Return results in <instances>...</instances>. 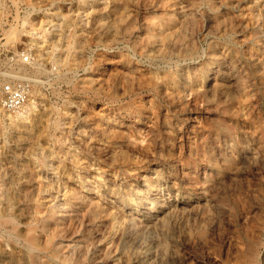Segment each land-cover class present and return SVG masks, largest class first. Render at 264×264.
<instances>
[{"label": "rangeland", "instance_id": "rangeland-1", "mask_svg": "<svg viewBox=\"0 0 264 264\" xmlns=\"http://www.w3.org/2000/svg\"><path fill=\"white\" fill-rule=\"evenodd\" d=\"M233 1L237 6H230ZM229 6L234 23L224 19ZM192 14L196 19L187 26L183 16ZM130 21L126 39L114 42ZM148 43L152 52L145 56L142 46ZM22 49L33 54L30 72L39 81V101L28 121L18 122L16 114L9 119L0 110V218L17 220L16 233L24 238L31 225L34 235L46 236L37 219L44 216L52 226L47 213L62 208L67 185L84 182L91 192L107 194L117 223L106 229L102 219L92 217L63 238L68 247L53 257L54 251L16 244L4 232L16 224L7 221L0 227V264H264V0H0V60ZM133 76L143 80L142 91L127 84ZM150 78L166 80L170 93L150 91ZM96 79L103 81L97 85ZM131 110L143 114V125L129 117ZM106 126L121 135L109 142ZM142 126L148 142L143 147L127 137ZM189 199L201 204L193 208ZM169 201L177 206L173 215L163 208ZM118 234L121 239L112 246ZM77 246L84 251L76 254Z\"/></svg>", "mask_w": 264, "mask_h": 264}, {"label": "bare ground", "instance_id": "bare-ground-1", "mask_svg": "<svg viewBox=\"0 0 264 264\" xmlns=\"http://www.w3.org/2000/svg\"><path fill=\"white\" fill-rule=\"evenodd\" d=\"M166 1V0H165ZM192 1V0H191ZM194 1V0H193ZM199 1V0H198ZM224 1V0H223ZM135 2H136V0H135ZM141 2V1H140ZM152 2V1H151ZM156 2V1H155ZM183 2H184V0H183ZM153 3V2H152ZM171 3L173 4L174 3V1L172 2L171 1ZM197 3V2H196ZM220 3H221V1H220ZM237 3V2H236ZM133 4V3H132ZM138 5H139V3H137ZM165 4V3H164ZM206 4V3H205ZM240 4V3H239ZM121 5V4H120ZM135 5V4H134ZM142 5V4H141ZM153 5V4H152ZM159 5V4H158ZM166 5H168L167 3H166ZM184 5V4H183ZM220 5V4H219ZM237 6V4H235V1H233V3L232 4H230V6ZM125 6V5H124ZM175 6V5H174ZM179 6H181V5H179ZM196 6V5H195ZM197 6H198V4H197ZM230 6L228 7V8H225V12H224V19L225 20H227V21H229L230 23H234L235 22V19H236V15L233 13V12H231L230 11ZM112 7H113V5H112ZM117 7V6H116ZM122 7H123V5H122ZM136 7V6H135ZM139 7V6H138ZM154 7V6H153ZM186 7V6H185ZM191 7V6H190ZM218 7V6H217ZM221 7V6H220ZM224 7V6H223ZM124 8V7H123ZM157 8H158V6H157ZM164 8H165V5H164ZM168 8V7H167ZM176 8V7H175ZM192 8H194V7H192ZM242 8V7H241ZM240 8V9H241ZM117 9V8H116ZM133 9H134V7H133ZM161 9V8H160ZM170 9V8H169ZM182 9H185V8H181V10ZM195 9V8H194ZM215 9H216V7H215ZM237 10H238V7L236 8ZM113 10V9H112ZM134 10H136V9H134ZM149 10V9H148ZM152 10V9H151ZM159 10V9H158ZM163 10V9H162ZM174 10V9H173ZM180 10V9H179ZM186 10V9H185ZM184 10V11H185ZM188 10V9H187ZM190 10H191V8H190ZM198 10V9H197ZM196 10V11H197ZM177 11V10H176ZM117 12H118V10H117ZM138 12H139V14H140V11L138 10ZM167 12H168V10H167ZM174 12V11H173ZM207 12V11H206ZM206 12L204 11V13H205V15H206ZM152 13V12H151ZM165 13V12H164ZM172 13V12H171ZM213 13V12H212ZM212 13H210V14H212ZM237 13V12H236ZM240 13V12H239ZM238 13V14H239ZM132 14V13H131ZM134 14V13H133ZM138 14V13H137ZM142 14V13H141ZM167 14V13H166ZM181 14V13H180ZM154 15V14H153ZM158 15V14H157ZM162 15V14H161ZM168 15V14H167ZM217 15V14H216ZM115 16V15H114ZM142 16V15H141ZM140 16V17H141ZM145 16H148V14L146 15L145 14ZM176 16V15H175ZM194 16H196V15H194ZM193 16V14H192V16H191V18L189 17V16H183L184 17V23H187V26H188V22L189 21H191V19H192V21H195V17ZM210 16V15H209ZM126 17V16H125ZM139 17V18H140ZM166 17V16H165ZM171 17V16H170ZM181 17V19H182V16H180ZM124 18V17H123ZM127 18V17H126ZM157 18H158V16H157ZM162 18V17H161ZM200 18H202V16L200 17ZM211 18V17H210ZM128 19H129V17H128ZM134 19V18H133ZM159 19V18H158ZM166 19V18H165ZM170 19V18H169ZM175 19V18H174ZM181 19H179V22H180V20ZM213 19V18H212ZM122 20V19H121ZM120 20V21H121ZM137 20V19H136ZM141 20V19H140ZM167 20V19H166ZM200 20V19H199ZM239 20V19H238ZM119 21V20H118ZM123 21V20H122ZM125 21V20H124ZM144 21V20H143ZM143 21H140V22H143ZM150 21V20H149ZM146 23H147V21H145ZM151 22V21H150ZM183 22V21H182ZM182 22L180 23V24H182ZM196 22H197V20H196ZM243 22V21H242ZM133 23H134V21H130L124 28L125 29H123V35L121 36H116L114 39L112 38V37H110V39L112 38V40L114 41V42H118V41H121V40H123L124 41V38L126 39V35H124L126 32H127V30L129 29H132L133 28ZM135 23H136V21H135ZM144 23V22H143ZM152 23V22H151ZM157 23V22H156ZM212 23V22H211ZM219 23H221V21L219 22ZM237 23V22H236ZM137 24H138V22H137ZM158 24V23H157ZM173 24V23H172ZM210 24V23H209ZM151 25V24H150ZM154 25H156L155 23H154ZM241 25V24H240ZM245 25V24H244ZM101 26H102V24H101ZM100 26V27H101ZM115 26V25H114ZM148 26V25H147ZM177 26V25H176ZM183 26V25H182ZM186 26V27H187ZM200 26V25H199ZM214 26H215V24H214ZM99 27V28H100ZM120 27V26H119ZM157 27V26H156ZM184 27V26H183ZM219 27V26H218ZM217 27V28H218ZM135 28V27H134ZM147 28H149V26L147 27ZM152 28V27H151ZM151 28H149V29H151ZM162 28V27H161ZM179 28V27H178ZM181 28V27H180ZM200 28V27H199ZM244 28V27H243ZM142 29L144 30V28L142 27ZM141 29V30H142ZM160 29V28H159ZM169 29V28H168ZM182 29V28H181ZM216 29V28H215ZM221 29V28H220ZM219 29V30H220ZM224 29H226V28H224ZM245 29H246V25H245ZM147 30V29H146ZM157 30V29H156ZM162 30V29H161ZM183 30V29H182ZM196 30V29H195ZM240 30V29H239ZM242 30V29H241ZM113 31H114V29H113ZM113 31H111V33L113 32ZM191 31V30H190ZM216 31V30H215ZM221 31H222V29H221ZM118 32V31H117ZM141 32V31H140ZM145 32V31H144ZM153 32V31H152ZM183 32V31H182ZM185 32V31H184ZM187 32H189V31H187ZM229 32V31H228ZM115 33H116V31H115ZM119 33V32H118ZM148 33V32H147ZM146 33V34H147ZM154 33V32H153ZM157 33V32H156ZM168 33H171V31L169 32L168 31ZM167 33V34H168ZM173 33H175V32H173ZM219 33H221V32H219ZM239 33V32H238ZM242 33H243V31H242ZM121 34V33H120ZM155 34V33H154ZM226 34V33H225ZM137 35V34H136ZM152 35V33L150 34V36ZM194 35V34H193ZM245 35V34H244ZM111 36V35H110ZM113 36V35H112ZM135 36V35H134ZM139 36V35H138ZM144 36V35H143ZM142 36V37H143ZM149 36V35H148ZM130 37H132V36H130ZM141 37V36H140ZM139 37V38H140ZM194 37V36H193ZM227 37V36H226ZM243 37V36H242ZM241 37V38H242ZM108 38V37H107ZM138 38V37H137ZM150 38H152V36L150 37ZM224 38V37H223ZM258 38H259V36H258ZM146 39V38H145ZM145 39H142V40H145ZM185 39V38H184ZM238 39V38H237ZM247 39V38H246ZM256 39V38H255ZM129 40V39H128ZM133 40H134V38H133ZM155 40V39H154ZM169 40V39H168ZM171 40V39H170ZM245 40V39H244ZM141 41V40H140ZM147 41V40H146ZM145 41V42H146ZM239 41V40H238ZM126 42V41H125ZM165 42V41H164ZM113 43V42H112ZM128 43V42H127ZM129 43H131V42H129ZM166 44H167V42H165ZM234 43V42H233ZM245 43V42H244ZM116 44V43H115ZM123 44V43H122ZM232 44V43H231ZM236 44V43H235ZM136 45V44H135ZM141 45V44H140ZM143 45V44H142ZM162 45V44H161ZM160 45V46H161ZM233 45V44H232ZM242 45V44H241ZM112 46H114V45H112ZM131 46V45H130ZM172 46V45H171ZM187 46H189L188 44H187ZM187 46H185V47H187ZM132 47V46H131ZM143 47V55H145V56H148L149 55V53H151L152 52V47H153V44H147V45H145V46H142ZM189 48V47H188ZM136 49V48H135ZM223 49V48H222ZM188 50V49H187ZM140 51V50H139ZM205 52V51H204ZM193 53H195L196 54V51L195 52H193ZM239 53V52H238ZM131 54V53H130ZM168 54V53H167ZM190 54V53H189ZM202 54V53H201ZM205 54V53H204ZM221 54V53H220ZM219 54V55H220ZM136 55V54H135ZM143 55H142V57H143ZM224 55V54H223ZM222 55V56H223ZM174 56V55H173ZM179 56V55H178ZM213 56V55H212ZM246 56V55H245ZM165 57V56H164ZM218 57V56H217ZM217 57H214L215 58V60H216V58ZM247 57V56H246ZM163 58V57H162ZM161 58V59H162ZM222 58V57H221ZM151 59H153L152 57H151ZM150 59V60H151ZM158 59V58H157ZM211 59H212V57H211ZM210 59V60H211ZM245 59V58H244ZM247 59V58H246ZM164 60V59H163ZM259 60V59H258ZM208 61H209V59H208ZM146 62V61H145ZM187 62V61H186ZM244 63V62H243ZM239 64V63H238ZM203 65V64H202ZM216 65V64H215ZM196 66V65H195ZM263 66V65H262ZM199 67V66H198ZM241 67V66H240ZM137 68V67H136ZM143 68V67H142ZM147 68V67H146ZM228 68H229V66H228ZM125 69V68H124ZM131 69V68H130ZM134 69V68H133ZM149 69V68H148ZM222 69V68H221ZM241 69V68H240ZM36 70H38V69H36L35 67H34V71L33 72H35ZM122 70V69H121ZM141 70V69H140ZM180 70V69H179ZM225 70V69H224ZM246 70V69H245ZM130 71V70H129ZM145 71H147V70H143V77L146 75L145 74ZM218 71V70H217ZM216 71V72H217ZM243 71V70H242ZM120 72H122V71H120ZM150 72V71H149ZM152 73V72H151ZM218 73V72H217ZM247 73V72H246ZM132 74V73H131ZM142 74V73H141ZM177 74V73H176ZM133 75V74H132ZM156 75V74H155ZM160 75V74H159ZM198 76H200V75H198ZM227 76V75H226ZM120 77H122V76H120ZM138 77H139V75H138ZM154 77V76H153ZM170 77H171V75H170ZM175 77V76H174ZM173 77V78H174ZM179 77V76H178ZM186 77V76H185ZM217 77V76H216ZM221 77H223V76H221ZM242 77H244V76H242ZM147 78V77H146ZM161 78H162V76H161ZM160 78V79H161ZM177 78V77H176ZM226 78H228V77H226ZM231 78V77H230ZM125 79V78H124ZM128 79H130V80H127V84L130 86V88H131V90L132 91H136V90H138L139 92L140 91H142L143 90V80L142 79H139V78H135L134 76L133 77H131V78H128ZM163 80H164V78H162ZM183 79V78H182ZM89 80V79H88ZM93 81H95L96 83H97V85H100L101 83H102V79H96V80H93ZM149 81V80H148ZM157 81H159V79L157 80ZM162 81V80H161ZM217 81V80H216ZM227 81V80H226ZM225 81V82H226ZM35 82H36V84L39 82L38 80H36L35 79ZM90 82V81H89ZM115 82H116V79H115ZM125 83H126V81H124ZM165 82H166V80L164 81V83L163 82H161V83H158V82H155L152 78H150V82H149V84L147 85V87H149L148 89L150 90V91H155L159 96H162V95H167V93H170V92H168L167 91V89L165 88ZM190 83V80H189V77H186V78H184L183 79V85L184 86H186L187 87V85ZM124 84V83H123ZM126 84V85H127ZM176 84V83H175ZM229 84H231V83H229ZM234 84V83H233ZM237 84V83H236ZM242 84V83H241ZM90 85V84H89ZM145 85V84H144ZM198 85V84H197ZM239 85V84H238ZM102 86V85H101ZM125 86V85H124ZM123 86V87H124ZM128 86V87H129ZM170 86V85H169ZM227 86H229V85H227ZM127 87V88H128ZM214 87V86H213ZM223 87V86H222ZM226 87V86H225ZM125 88V87H124ZM176 88V87H175ZM181 88H183V87H181ZM221 88V87H220ZM233 88V87H232ZM235 88V87H234ZM236 88H238V87H236ZM242 88V87H241ZM147 89V88H146ZM170 89V88H169ZM200 89V88H199ZM212 89V88H211ZM217 89V88H216ZM178 90V89H177ZM191 90H192V88H191ZM207 90H210V89H207ZM145 91V90H144ZM180 91V90H179ZM194 91V90H193ZM202 91V90H201ZM219 91V90H218ZM146 92V91H145ZM199 92V91H198ZM206 92H208V91H206ZM183 93V92H182ZM202 93V92H201ZM181 94V93H180ZM208 94V93H207ZM206 94V95H207ZM211 94V93H210ZM218 94V93H217ZM129 95V94H128ZM188 95H190V93L188 94ZM192 95V94H191ZM202 95V94H201ZM221 95V94H220ZM211 96V95H210ZM219 96V95H218ZM39 97V94H38V91H37V89H36V87H35V89H34V92H33V95H32V97H31V99H30V101H29V103L22 109V110H20L19 112H17L16 113V120L19 122V121H28V119H29V116H30V114L33 112L34 113V111H35V109H37V104H38V98ZM185 97V96H184ZM207 97V96H206ZM162 99V98H161ZM211 99V98H210ZM174 100V99H173ZM181 100V99H180ZM201 100H204V99H201ZM211 100H214V99H211ZM226 100V99H225ZM228 100H229V98H228ZM150 101V100H149ZM168 101H170V100H168ZM220 101H221V99H220ZM173 102V101H172ZM216 102V101H215ZM228 102V101H227ZM182 103V102H181ZM185 103V102H184ZM183 103V104H184ZM235 103V102H234ZM204 104V103H203ZM214 104V103H213ZM211 105V104H210ZM227 105V104H226ZM105 107V106H104ZM208 107V106H207ZM226 107V106H225ZM132 108V107H131ZM215 108V107H214ZM121 109V108H120ZM209 109V108H208ZM217 109V108H216ZM185 110V109H184ZM220 111H221V109H219ZM118 111V110H117ZM214 112H215V110H213ZM217 111V110H216ZM224 111V110H223ZM225 111H227L226 109H225ZM111 112V111H110ZM110 112H108V114H110ZM123 112V111H122ZM1 113L4 115V117H7V118H13V115H11V114H9V113H6V112H4V111H2L1 110ZM161 113V112H160ZM211 113H213V112H211ZM219 113V112H218ZM221 113V112H220ZM229 113V112H228ZM151 114V113H150ZM222 114V113H221ZM100 115H102L101 113H100ZM114 115V114H113ZM130 115L132 116L133 115V118L135 119L134 121H137L138 122V124H141V125H143V114L142 113H140L138 110L137 111H130V114H129V117H130ZM148 115V114H147ZM98 117V116H97ZM102 117V116H101ZM108 117H110V116H108ZM107 117V118H108ZM151 118V116H146V118H144V119H147V120H151L150 119ZM99 119V118H98ZM110 119V118H109ZM122 119V118H121ZM117 120V119H116ZM119 120V119H118ZM166 120V119H165ZM98 121V120H97ZM153 121V120H152ZM160 121V120H159ZM12 122V121H11ZM108 122V121H107ZM114 122V121H113ZM117 122V121H116ZM124 122V121H123ZM23 123V122H22ZM93 123V122H92ZM97 122H95V124H96ZM110 123V122H109ZM118 123V122H117ZM122 123V122H121ZM147 123H149V121L147 122ZM159 123V122H158ZM98 124V123H97ZM96 124V127H92L91 126V128H90V131H92L91 132V139H92V141H93V139H95L96 140V138H97V135H96V133H97V128L99 127V125H97ZM115 124V123H114ZM135 124V123H134ZM151 124V123H150ZM161 124H163V122L161 123ZM94 125V124H93ZM108 125V124H107ZM111 125V124H110ZM127 125V124H126ZM131 125V124H130ZM147 125V124H146ZM152 125V124H151ZM158 125V124H157ZM103 126H105V123H104V125ZM128 126V128H129V125H127ZM159 126V125H158ZM134 127V126H133ZM149 127V126H148ZM114 128V127H113ZM141 128V129H140ZM139 128V130H138V132L136 133H133L132 131H128V132H130V135H128L127 137H128V139H129V141H131V140H134L135 142H137L138 143V145H142V147H143V144L144 143H146V144H148V142L146 141V134L144 135L143 133H142V131H143V126L142 127H140ZM146 128V127H145ZM105 129V128H104ZM102 130L103 131V135L104 136H106L108 139H109V142H110V140H112V142L113 141H115V139H116V137L118 138L121 134H120V132H118V131H115V130H112V128H111V130H109V128L107 129V126H106V129L105 130ZM130 130L132 129L131 127L129 128ZM135 129H136V127H135ZM152 129V128H151ZM87 130V129H86ZM108 130V131H107ZM119 130V129H118ZM122 130V129H121ZM128 130V129H127ZM150 130V129H149ZM170 130V129H169ZM89 132V131H88ZM127 132V131H126ZM154 132V131H153ZM86 133V132H85ZM144 133H146L145 131H144ZM89 134V133H88ZM93 134V135H92ZM137 134H138V138L136 137L137 136ZM151 134V133H150ZM102 134H100V136H101ZM148 135H149V133H148ZM206 135V134H205ZM85 137H86V135H84ZM99 136V135H98ZM102 137V136H101ZM149 137V136H148ZM100 138V137H99ZM151 138V137H150ZM85 139V138H84ZM152 140H153V137L151 138ZM119 140V139H118ZM24 141V140H23ZM80 141V140H79ZM106 141V140H105ZM89 141H87V143H88ZM104 142V141H103ZM128 142V141H127ZM82 143H84V142H82ZM100 143V142H99ZM98 143V144H99ZM102 143V142H101ZM123 143V142H122ZM136 143V144H137ZM152 143V142H151ZM79 144H81V143H79ZM85 144V143H84ZM121 144V143H120ZM225 144V143H224ZM113 145V144H112ZM116 145V144H115ZM118 145V144H117ZM80 146V145H79ZM83 146V145H82ZM81 146V147H82ZM87 146V145H86ZM152 147H153V145H151ZM155 146V145H154ZM226 146V145H225ZM74 147V146H73ZM76 147V146H75ZM90 147V146H89ZM95 147H97L96 145H95ZM99 147V146H98ZM103 147V146H102ZM122 147V146H121ZM139 147V146H138ZM141 147V148H142ZM150 147V146H149ZM27 148V147H26ZM87 148V147H86ZM86 148H85V150H86ZM94 148V147H93ZM118 148H120V147H118ZM117 148V149H118ZM126 148H128V147H126ZM133 148V147H132ZM146 148V147H145ZM144 148V149H145ZM156 148V147H155ZM72 149V148H71ZM74 149V148H73ZM76 149H79V147H77ZM83 149H84V147H83ZM110 149H112V148H110ZM121 149V148H120ZM125 149V148H124ZM143 149V150H144ZM154 149V148H153ZM36 150V149H35ZM82 150V149H81ZM91 149H89V151H90ZM106 150V149H105ZM142 150V149H141ZM225 150H227V149H225ZM24 151V150H23ZM33 151H34V149H33ZM68 151V150H67ZM110 151V150H109ZM108 151V152H109ZM117 151V150H116ZM139 151V150H138ZM146 151V150H145ZM99 152V151H98ZM107 152V151H106ZM115 152V151H114ZM141 152V151H140ZM148 152V151H147ZM70 153V152H69ZM75 153V152H74ZM74 153H72V155L74 154ZM81 153V152H80ZM84 153V152H83ZM82 153V154H83ZM92 153V152H91ZM91 153H88V154H90V155H92ZM120 153H122V152H120ZM125 153V152H124ZM127 153H128V150H127ZM126 153V154H127ZM143 154H144V152H142ZM233 153V152H232ZM15 154V153H14ZM112 154V153H111ZM115 154H117V153H115ZM115 154H113L114 156H115ZM133 154V153H132ZM131 154V155H132ZM139 154V153H138ZM142 154V155H143ZM66 155H68V154H66ZM70 155V154H69ZM78 154H76V156H77ZM81 155V154H80ZM134 155V154H133ZM147 155V154H146ZM150 155V154H149ZM145 156V155H144ZM45 157V156H44ZM50 157V156H49ZM66 157V156H65ZM69 157V156H68ZM72 157V156H71ZM70 157V158H71ZM84 157V156H83ZM91 157V156H90ZM100 157V156H99ZM107 157V156H106ZM105 157V158H106ZM121 157V156H120ZM122 157H124L125 158V155H123ZM147 157V156H146ZM149 157V156H148ZM150 157H152V156H150ZM89 158V157H88ZM92 158V157H91ZM90 158V159H91ZM104 158V157H103ZM110 158V157H109ZM135 158V157H134ZM139 158H140V156H139ZM142 158V157H141ZM153 158H154V156H153ZM4 159V158H3ZM82 159H85V158H82ZM100 159V158H99ZM136 159V158H135ZM1 160V159H0ZM106 160V159H105ZM117 160V159H116ZM115 160V161H116ZM131 160H133V157H131ZM137 160V159H136ZM146 160V159H145ZM245 160V159H244ZM45 162H46V160H44ZM65 161V160H64ZM66 161H68V159H66ZM70 161H72V160H70ZM74 161V160H73ZM79 161H80V159H79ZM86 161V160H85ZM100 161V160H99ZM112 161H113V159H112ZM111 161V163H114V162H112ZM61 162V161H60ZM76 162V161H75ZM87 162V161H86ZM103 162H104V160H103ZM107 162V161H106ZM118 162V161H117ZM124 162V161H123ZM133 162V161H132ZM140 162V161H139ZM151 162V161H150ZM120 163V162H119ZM243 163V162H242ZM22 164H24V163H22ZM44 165V164H43ZM70 165V164H69ZM75 165V164H74ZM73 165V166H74ZM98 165H99V163H98ZM119 165V164H118ZM129 165V164H128ZM39 166H42L41 164L39 165ZM45 166V165H44ZM66 166H68V165H65L64 167L66 168ZM116 166V165H115ZM123 166V165H122ZM12 167V166H11ZM77 167V166H76ZM108 167H109V165H108ZM113 167V166H112ZM145 167V166H144ZM10 168V167H9ZM16 167H14V169H15ZM22 168V167H21ZM24 168V167H23ZM44 168V167H43ZM80 168V167H79ZM90 168V167H89ZM89 168H87V169H89ZM97 168V167H96ZM103 168V167H102ZM107 168V167H106ZM123 168V167H122ZM10 169H12V168H10ZM69 169V168H68ZM93 169V168H92ZM119 169V168H118ZM19 170H22V169H19ZM74 170V169H73ZM72 169H71V171H73ZM79 170V169H78ZM77 170V171H78ZM106 170V169H105ZM114 170V169H113ZM117 170V169H116ZM138 170V169H137ZM143 170V169H142ZM62 171V170H61ZM60 171V172H61ZM90 171V170H89ZM93 171V170H92ZM101 171V169L99 170V172ZM107 171V170H106ZM120 171V170H119ZM126 171V170H125ZM129 171V170H128ZM21 172V171H20ZM31 172V171H30ZM44 172V171H43ZM66 172V171H65ZM102 172H103V169H102ZM108 172V171H107ZM106 172V173H107ZM113 172V171H112ZM115 172V171H114ZM9 173V172H8ZM18 173V172H17ZM41 173V172H40ZM72 173V172H71ZM76 173V172H75ZM93 173V172H92ZM111 173V172H110ZM118 173V172H117ZM214 173V172H213ZM11 174V173H10ZM14 174V173H13ZM133 174V173H132ZM135 174V173H134ZM72 175V174H71ZM87 175H88V173H87ZM86 175V176H87ZM117 175V174H116ZM115 175V176H116ZM126 175H127V173H126ZM27 176V175H26ZM83 176V175H82ZM119 176V175H118ZM131 176V175H130ZM138 176V175H137ZM13 177V176H12ZM40 177V176H39ZM80 177H81V175H80ZM135 177H136V175H135ZM134 177V178H135ZM145 177V176H144ZM3 178V177H2ZM11 178V177H10ZM29 178V177H28ZM38 178V177H37ZM90 178V177H89ZM96 178H97V176H96ZM105 178V177H104ZM103 178V179H104ZM109 178V177H108ZM114 178H116V177H114ZM15 179V178H14ZM25 179V178H24ZM31 179V178H30ZM41 179V178H40ZM76 179V178H75ZM124 179V178H123ZM139 179V178H138ZM144 179V178H143ZM42 180V179H41ZM80 180V179H79ZM83 180V179H82ZM88 180V179H87ZM92 180V179H91ZM148 180V179H147ZM12 181H13V179H12ZM15 181V180H14ZM59 181V180H58ZM67 181V182H66ZM65 182L66 183H68V181H69V179L68 180H66ZM95 181V180H94ZM97 181V180H96ZM100 181V180H99ZM115 181V180H114ZM122 181V180H121ZM125 181V180H124ZM123 181V182H124ZM10 182V181H9ZM18 182V181H17ZM20 182H23V181H20ZM31 182V181H30ZM32 182H33V180H32ZM50 182V181H49ZM56 182V181H55ZM64 182V181H63ZM102 182H104V181H102ZM119 182V181H118ZM122 182V183H123ZM145 182V181H144ZM11 183V182H10ZM27 183V182H26ZM79 184H76V183H74V184H72V185H67V187H68V190L65 192V196H64V203L62 204V208L60 209V210H52L51 212H50V214H48L47 213V215L48 216H50L49 218H51L53 221H55V223L54 224H51L52 226H46L45 225V218L46 217H42V218H40V219H37V221H38V223H40V228H42V230L46 233V236H42V235H39V236H36V235H34L33 234V230H34V228L32 227V225L31 226H29V231H30V233H29V235L26 237V238H24V237H22L21 235L19 236L17 233H16V228H17V226L19 225V222H17V220H15L14 218H6V217H1L0 218V227L1 226H3L7 221H11V222H13L14 224H16L15 226H13V228H11V229H9V230H6V231H4V232H6L7 234H9V236H10V238H12V240H14V242L16 243V244H18V245H22V246H25L26 247V249H28V251H29V249L30 250H38V251H54V253H53V257H57V256H59V254L60 253H63V250H64V248H67L68 247V245H65V246H63V244L64 243H66L65 242V240H63V238H66V237H68L69 235H71V234H75L76 232H77V230L78 229H80L81 228V226H83L85 223H86V221H88V220H92V217L94 218V217H98L99 219H102V223H103V225H105L106 226V229H108V228H110L112 225H114L115 224V217H116V212L114 211V208L111 206V203L110 202H108L107 201V199H106V197H107V194L106 193H104V194H96V193H94V192H91V190L88 188L87 189V187H85L84 186V182H78ZM83 185H82V184ZM95 183V182H94ZM141 183V182H140ZM154 183V182H153ZM6 184V183H5ZM17 184V183H16ZM30 184V183H29ZM33 184V183H32ZM52 184V183H51ZM50 184V185H51ZM104 184V183H103ZM111 184V183H110ZM175 184V183H174ZM53 185V184H52ZM66 185V184H65ZM129 185V184H128ZM128 185H126V186H128ZM11 186H12V184H11ZM10 186V187H11ZM15 186H17V185H15ZM14 186V187H15ZM19 186V185H18ZM17 186V187H18ZM33 186V185H32ZM41 186V185H40ZM58 186V185H57ZM64 186V185H63ZM98 186V185H97ZM156 186V185H155ZM160 186V185H159ZM167 186V185H166ZM165 186V187H166ZM9 187V186H8ZM16 187V188H17ZM39 187V186H38ZM46 188L48 187L47 186V184H46V186H45ZM59 187V186H58ZM66 187V188H67ZM99 187V186H98ZM114 187V186H113ZM150 187V186H149ZM212 187H215V186H212ZM20 188V187H19ZM51 188L52 187H50V190H51ZM86 188V189H85ZM123 188V187H122ZM146 188V187H145ZM4 189V188H3ZM31 189V188H30ZM56 189V188H55ZM57 189H59V188H57ZM64 189V188H63ZM125 189V188H124ZM40 190V189H39ZM65 190V189H64ZM63 190V191H64ZM158 190V189H157ZM161 190V189H160ZM12 191V190H11ZM11 191H10V193H11ZM14 192H16L15 190H13ZM17 191H19V190H17ZM21 191V190H20ZM24 191V190H23ZM53 191V190H52ZM59 191V190H58ZM108 191V190H107ZM114 191V190H113ZM145 191V190H144ZM164 191V190H163ZM34 192H35V190H34ZM40 192V191H39ZM42 192V191H41ZM47 192V191H46ZM115 192V191H114ZM129 192V191H128ZM2 193V192H1ZM13 193V192H12ZM19 193V192H18ZM28 193V192H27ZM50 193V192H49ZM55 193V192H54ZM131 193V192H130ZM158 193V192H157ZM9 194V193H8ZM43 194H44V191H43ZM58 194V193H57ZM114 194H116L117 195V193H114ZM164 194V193H163ZM168 194V193H167ZM10 195V194H9ZM26 195V194H25ZM24 195V196H25ZM27 195H29V194H27ZM26 195V196H27ZM36 195H37V193H36ZM47 195V194H46ZM6 196V195H5ZM15 196V195H14ZM13 196V197H14ZM21 196H23V195H21ZM23 196V197H24ZM125 196V195H124ZM157 196V195H156ZM162 196V195H161ZM22 197V198H23ZM29 197V196H28ZM38 197H40V196H38ZM55 196H53V198H54ZM62 197V196H61ZM126 197V196H125ZM133 197V196H132ZM147 197V196H146ZM169 197V196H168ZM17 198V197H16ZM26 198V197H25ZM30 198V197H29ZM115 198V197H114ZM161 198V197H160ZM205 198V197H204ZM6 199V198H5ZM11 199V198H10ZM19 199V198H18ZM17 199V200H18ZM27 199V198H26ZM37 199V198H36ZM38 199H40V198H38ZM42 199V198H41ZM56 199V198H55ZM136 199V198H135ZM152 199V198H151ZM164 199V198H163ZM1 200V199H0ZM13 200V199H12ZM16 200V199H15ZM29 199H27V201H28ZM57 200H59V199H57ZM138 200V199H137ZM197 200V201H196ZM4 201V200H3ZM19 201H20V199H19ZM61 201H63L62 200V198H61ZM111 201V200H110ZM148 201V200H147ZM158 201V200H157ZM176 201V200H175ZM195 201V202H194ZM22 202H23V200H22ZM140 202V201H139ZM163 202H164V200H163ZM1 203V202H0ZM5 203V202H4ZM30 203V202H29ZM32 203V202H31ZM162 203V202H161ZM188 203H192L191 204V206L193 207V208H197L200 204H201V202H200V199H189L188 200ZM3 204V203H2ZM38 204V203H37ZM46 204V203H45ZM59 204H60V202H59ZM116 204V203H115ZM133 204V203H132ZM138 204V203H137ZM155 204V203H154ZM16 205V204H15ZM135 205V204H134ZM150 205H152V203L150 204ZM150 205H148V206H150ZM205 205V204H204ZM17 206V205H16ZM29 206V205H28ZM50 206V205H49ZM202 206V205H201ZM200 206V207H201ZM15 207V206H14ZM48 207V206H47ZM55 208H56V206H54ZM118 207V206H117ZM123 207V206H122ZM135 207H137V206H135ZM151 207V206H150ZM176 207L177 206H175L174 204H171V201H169V202H165L164 204H163V208H167V210H168V213H172L173 211H175V209H176ZM179 207V206H178ZM184 207V206H183ZM2 208H4L3 206H2ZM9 208V207H8ZM52 207H50V209H51ZM54 208V209H55ZM124 208V207H123ZM161 208V207H160ZM180 208V207H179ZM6 209V208H5ZM4 209V210H5ZM120 209V208H119ZM118 209V210H119ZM143 209V208H142ZM191 209V208H190ZM189 209V210H190ZM206 209V208H205ZM18 210V209H17ZM123 210V209H122ZM199 210V209H198ZM201 210V209H200ZM120 211V210H119ZM125 211V210H124ZM162 211V210H161ZM166 211V210H165ZM164 211V212H165ZM191 211V210H190ZM204 211V210H203ZM6 212H7V210H6ZM36 212V211H35ZM38 212V211H37ZM151 212V211H150ZM176 212V211H175ZM175 212H173V213H175ZM199 212V211H198ZM42 213V212H41ZM129 213V212H128ZM173 213H172V215H173ZM177 213V212H176ZM188 213L190 214V212L188 211ZM23 214V213H22ZM28 214V213H27ZM25 215V214H24ZM37 215V214H36ZM41 215V214H40ZM46 215V216H47ZM121 215H122V213H121ZM135 215V214H134ZM153 215V214H152ZM157 215V214H156ZM192 215V214H191ZM9 216V215H8ZM12 216V215H11ZM19 216H20V214H19ZM33 216H34V214H33ZM155 216V215H154ZM32 217V216H31ZM134 218V217H133ZM141 218V217H140ZM140 218H138V219H140ZM165 218V217H164ZM171 218V217H170ZM130 219V218H129ZM131 219H132V217H131ZM142 219V218H141ZM94 220V219H93ZM119 220V219H118ZM117 220V221H118ZM31 221V220H30ZM134 221V220H133ZM96 222V221H95ZM129 222V220L127 221V223ZM132 222V221H131ZM130 222V223H131ZM136 222V221H135ZM148 222H150V220L148 221ZM157 222V221H156ZM33 223V222H32ZM31 223V224H32ZM117 223V222H116ZM134 223V222H133ZM138 223V222H137ZM262 223V222H261ZM12 224V223H11ZM23 224V223H22ZM21 224V225H22ZM88 224V223H87ZM143 224V223H142ZM141 224V225H142ZM149 224V223H148ZM151 224V223H150ZM149 224V225H150ZM8 225H10V224H8ZM26 225V224H25ZM137 225V224H136ZM138 226H139V224H138ZM138 226H137V228H138ZM153 226V225H152ZM157 226V225H156ZM155 226V227H156ZM6 227V226H5ZM4 227V228H5ZM11 227V226H10ZM22 227V226H21ZM142 227H143V225H142ZM142 227H140V228H142ZM86 228V227H85ZM125 230V229H124ZM132 230V229H131ZM130 230V231H131ZM262 230V229H261ZM112 231V230H111ZM263 231V230H262ZM2 232V231H1ZM134 232V231H133ZM142 232V231H141ZM261 232V231H260ZM26 233V232H25ZM28 233V232H27ZM135 233V232H134ZM256 233V232H255ZM142 234V233H141ZM23 235H24V233H23ZM143 235V234H142ZM261 235V234H260ZM4 236V235H3ZM26 236V235H25ZM73 236V235H72ZM98 236V235H97ZM140 236V235H139ZM258 236V235H257ZM5 237V236H4ZM262 237V236H261ZM131 238V237H130ZM253 238V237H252ZM263 238V237H262ZM110 239V238H109ZM120 234H118V235H116V237H114L113 238V240H112V246H114V244L116 243V242H119L120 241ZM259 239V238H258ZM264 239V238H263ZM123 240V239H122ZM132 240H134V239H132ZM2 241V240H1ZM77 241V240H76ZM71 242V241H70ZM108 242V241H107ZM263 242H264V240H263ZM111 243V242H110ZM253 243V242H252ZM105 244V243H104ZM246 244V243H245ZM73 245V244H72ZM75 245H76V243H75ZM107 245V244H106ZM189 245V244H188ZM3 246V245H2ZM12 246H14V245H12ZM257 246V245H256ZM5 247V246H4ZM71 247V246H70ZM83 247V246H82ZM128 247H129V245H128ZM128 247H127V249H128ZM71 248H73V247H71ZM245 248H247V247H245ZM23 249V248H22ZM22 249H20V250H22ZM74 249H75V247H74ZM124 249V248H123ZM126 249V250H127ZM204 249V248H203ZM244 249V248H243ZM18 250H19V248H18ZM195 250V249H194ZM37 251V252H38ZM75 251V253L76 254H79L80 252H82V251H84V248H82L81 249V246H77L76 247V249L74 250ZM242 251V250H241ZM14 252V251H13ZM17 252V251H16ZM22 252H24V251H22ZM26 253H27V251H25ZM108 252V251H107ZM231 252V251H230ZM238 252V251H237ZM240 252V251H239ZM0 253H1V251H0ZM3 253V252H2ZM11 253H12V251H11ZM10 252L8 253V254H11ZM48 253V252H47ZM123 253V252H122ZM130 253V252H129ZM232 253V252H231ZM34 254V253H33ZM42 254V253H41ZM228 254V253H227ZM238 254V253H237ZM26 255V254H25ZM119 255H120V253H119ZM232 255V254H231ZM7 256V255H6ZM9 256H11V255H9ZM40 256V255H39ZM88 256V255H87ZM87 256L85 257V258H87ZM106 256H108V255H106ZM131 256V255H130ZM129 256V257H130ZM20 257H21V255H20ZM30 257V256H29ZM50 257V256H49ZM122 257V256H121ZM227 257H228V255H227ZM260 257V256H259ZM8 258H10V257H8ZM12 258V257H11ZM32 258V257H31ZM137 258V257H136ZM236 258V257H235ZM262 258H264V257H262ZM123 259H126V258H123ZM227 259V258H226ZM115 260V259H114ZM223 260V259H222ZM241 260V259H240ZM258 260V259H257ZM24 261V260H23ZM30 261V260H29ZM28 261V262H29ZM226 261V260H225ZM237 261V260H236ZM247 261V260H246ZM1 262V261H0ZM27 262V263H28ZM58 262V261H57ZM88 262V261H87ZM114 262V261H113ZM116 262V261H115ZM114 262V263H115ZM124 262V261H123ZM24 263V262H23ZM85 263V262H84ZM234 263V262H233ZM5 264V263H4ZM8 264V263H7ZM11 264V263H10ZM14 264V263H13ZM17 264V263H16ZM20 264V263H19ZM32 264H43V263H39L38 261H33V263ZM66 264V263H65ZM70 264V263H69ZM224 264V263H223ZM226 264V263H225ZM230 264V263H229ZM236 264V263H235Z\"/></svg>", "mask_w": 264, "mask_h": 264}, {"label": "built area", "instance_id": "built-area-1", "mask_svg": "<svg viewBox=\"0 0 264 264\" xmlns=\"http://www.w3.org/2000/svg\"><path fill=\"white\" fill-rule=\"evenodd\" d=\"M32 66L29 49L9 52L0 60V110L15 115L29 103L36 85Z\"/></svg>", "mask_w": 264, "mask_h": 264}]
</instances>
